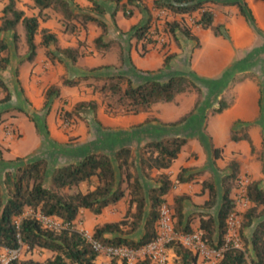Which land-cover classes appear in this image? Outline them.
<instances>
[{
  "label": "crops",
  "instance_id": "0c3cea01",
  "mask_svg": "<svg viewBox=\"0 0 264 264\" xmlns=\"http://www.w3.org/2000/svg\"><path fill=\"white\" fill-rule=\"evenodd\" d=\"M69 1L76 13L96 17L107 24V32L104 34L102 27L96 22L84 19L80 22L76 19L74 22L77 28L71 32L67 30L64 24L65 20H62L63 16L58 12V19L51 12L47 15L46 20L39 18V32L44 28L49 29L57 35L61 49H76L78 51L76 61L63 54L55 45L49 48L40 45L41 33L36 37L39 45L37 56L30 61L22 25L18 28L20 39L17 43L13 38V32L2 34L9 45V50L7 53H1L0 57L8 54L10 62L7 67H0V77L10 89L11 100L0 103V114L3 118V122L0 124V182H3L6 172H15L19 167L30 162L42 158L49 162V156L52 154L48 150L49 146L59 151L60 144L68 139L67 134L60 128L59 109L70 111L71 105H76L80 101L98 100L93 89L90 90L84 86V79L77 86H66L63 84L65 77L79 79L92 75L95 79L124 73L136 82L147 79L166 81L176 75L177 68L172 63L165 66V59L169 55H178L180 62L184 61V58H189L191 72L197 73L198 78H201L199 80L207 81L228 72H232L229 76L236 78L238 75L244 74V68L241 65L247 55L245 53L250 51L249 59H253L251 66L257 65L259 62L262 65L264 61V47L260 46L261 38L250 27L236 5L221 2H211L210 4L215 12V22L226 25L231 40L216 36L209 29L193 26V32L199 41L192 40L182 32H178L169 38V43L164 47L147 44L144 47L142 40L138 41L133 36V27L150 22L157 16V9L153 5L154 0H137L135 3H127L128 0H122L120 5L113 0H96L104 9L103 13H99L89 0ZM246 1L255 15L258 28L264 33V14L262 16L258 12V4L264 3V0ZM6 4L7 1L0 0V25ZM18 7L24 10L26 15H39V8L35 6L33 0H18ZM29 8L33 9L29 10ZM220 9L226 13H219ZM47 10L52 9H45L44 12L46 13ZM194 17L185 16V21L192 26ZM176 18L180 19L181 16ZM103 34V40L97 44L95 40ZM209 41H211L214 50V66L199 67L197 61L201 57L199 54L204 51ZM108 43H110L109 47L106 46ZM257 47L259 50L255 51ZM260 68L261 71L256 70L255 67L246 69L256 72L257 78L248 76L243 80L238 79L234 84L221 80L220 82H210L207 87L203 86L205 97L200 106L201 110H193L194 104L192 109L184 112L183 115L168 117L160 113L156 106L159 103H156L149 111L139 114L106 115L109 121L108 125L112 129L108 134L109 147L98 152H106L114 157L118 149L128 146L139 155L141 147L147 141L167 137L187 138V145L166 172L175 181L181 169L186 168L183 177L192 179L175 184L166 195V203L174 212L172 207L175 198L182 195L187 196L183 203V226L187 225L190 216L201 212L210 214L217 219L225 192L223 178L231 173L230 161L238 160L240 162L239 177L247 173L250 181L264 179L263 163L258 160V157L253 156L254 150L251 143L245 139L235 141L231 138L233 132L248 133L256 150L263 146L264 82L262 83L261 78L264 77V70L261 66ZM51 86L58 87L60 94L55 95L59 98L55 99L53 109L47 114L43 108L46 92ZM228 92L232 94L233 100L228 102L229 106L223 112L214 113L213 110L218 106V102L228 97ZM87 93L92 95L89 97ZM1 94L0 92V98L3 97ZM195 100L193 99L191 104ZM206 102H211V105L203 110ZM185 116H188L185 121L175 123ZM101 120H103L102 117ZM216 122L218 123L216 124ZM205 128L210 134L209 145L206 147L204 144L207 142L202 140L206 136L203 133ZM26 131L29 133L27 134ZM219 138L222 139L221 142ZM213 147L221 149L219 158L214 157ZM55 153L57 154V152ZM57 166L51 168L49 164V173ZM202 180L214 182L217 197L215 204L211 207L206 205L210 194L209 190L203 186ZM141 181L148 200L146 207V216H148L151 210L149 190L158 187L159 184L143 174H141ZM236 191L237 188L234 187L233 198H235ZM126 209L127 198L116 205L105 208L99 215L84 209L74 225L80 231L87 230L94 233L97 225L121 220ZM258 221L245 230L246 236L251 237ZM190 226L194 230H199V219H193ZM143 232L140 229L134 234V237L139 238ZM175 257L174 251L170 249L168 264H175ZM109 261L110 259L99 256L97 264ZM197 264H206V262L198 257Z\"/></svg>",
  "mask_w": 264,
  "mask_h": 264
},
{
  "label": "trees",
  "instance_id": "16d2710c",
  "mask_svg": "<svg viewBox=\"0 0 264 264\" xmlns=\"http://www.w3.org/2000/svg\"><path fill=\"white\" fill-rule=\"evenodd\" d=\"M2 1H7V4L3 9L0 25V54L9 50V45L2 34L13 32V38L17 43L20 39L18 28L22 25L30 61L37 56L39 45L36 37L39 33L42 36L40 45L47 48L55 45L63 54L76 61L78 57L76 49H61L57 35L49 29L44 28L39 32V18L44 15V10L49 8L63 16L62 20H65L67 30L71 32L77 28L74 22L76 19L94 21L102 27L104 34L107 32V24L103 20L76 13L69 0H33L35 6L39 8L38 16L26 15L25 11L18 7V0ZM89 1L99 13L104 12L96 0ZM113 1L120 5L122 0ZM136 1L128 0L127 3ZM211 2L236 5L240 13L251 23L254 22L255 29L262 33L256 26L255 15L246 0H154L153 5L156 9H166L173 15V19L166 22L169 38L182 32L186 37L199 41L193 32V26H199L211 30L216 36L231 40L226 25L215 22V12L210 5ZM177 16L181 18L178 19ZM185 16H195L192 26L185 21ZM151 23L152 21L134 26L133 36L141 41ZM104 34L95 40L97 44L103 40ZM143 44L145 47L146 43ZM106 46L109 47L110 43ZM172 57L174 55L166 57L165 66H169ZM9 62L8 54L0 57V67H7ZM248 76L250 75L243 74L239 80ZM95 79L101 83L89 85L94 93L99 94L101 102L96 99L78 102L75 106V114L79 117H83L84 113L96 114L101 105L109 115H130L147 112L156 103L171 102L184 92L196 91L199 97L203 95V90L186 75H174L166 81L147 79L136 82L124 73ZM81 81L82 78L65 77L63 84L77 86ZM0 92L4 93L0 103L11 100L10 89L1 77ZM54 94H60L56 86H52L46 92L45 109L48 100ZM200 102L199 98L195 110ZM220 105L213 110L214 113H221L229 106L224 101H221ZM72 116L73 112H65V117ZM187 118L188 116H185L175 123H182ZM2 122L3 118L0 114V124ZM231 138L235 141L248 140L254 150L253 141L248 133L233 132ZM187 143V138L167 137L147 141L141 147L139 155L131 147L124 146L116 151L114 157L106 152L89 151L81 159L58 165L51 173H49V162L44 158L21 166L15 172H6L3 182H0V248L17 249L23 246L27 252L41 249L51 253L44 260L21 257L9 264H97L98 253L93 250L83 233L75 227L74 222L84 209L99 215L105 208L116 205L125 198H127V209L124 217L119 221L97 225L94 229V237L106 244L133 248H139L153 241L157 237L160 207L166 202V195L175 184L192 179L183 177L186 168L181 169L175 181L166 172L178 159ZM213 155L219 158L221 149L213 147ZM229 167L231 173L223 178L225 192L218 218L201 212L190 216L187 225L183 226V203L187 196H177L172 208L175 228L178 231H194L190 222L198 218L199 231L205 242L215 247L223 243L228 217L236 206L232 191L239 179L241 164L238 160H232L229 162ZM141 174L159 184L158 187L149 190L151 210L148 216H146L148 200ZM202 184L209 190L210 197L206 205L211 207L217 197L214 182L202 180ZM247 189L252 205L244 213L241 224L243 248L228 250L219 264H264V189L261 180L250 181ZM39 216L56 217L66 224V227L59 230L46 227ZM257 220L259 221L251 237L246 236L245 230L253 226ZM140 229L144 231L143 234L135 238L134 234ZM170 249L176 256L175 264H197V254L184 245L173 243L169 246ZM103 264L125 263L112 259ZM140 264H149V261L144 260Z\"/></svg>",
  "mask_w": 264,
  "mask_h": 264
},
{
  "label": "built area",
  "instance_id": "2783aa9c",
  "mask_svg": "<svg viewBox=\"0 0 264 264\" xmlns=\"http://www.w3.org/2000/svg\"><path fill=\"white\" fill-rule=\"evenodd\" d=\"M172 19L173 15L168 10L157 9V16L152 20L142 42L159 47L167 45L169 37L166 31V22ZM61 115L63 126H71L72 120L65 117L64 112ZM237 183L234 198L236 206L228 217L224 241L220 246L215 247L207 244L199 230L191 232L178 231L175 228L173 211L166 202L160 207L157 237L139 248L106 244L96 239L94 234L87 230L81 232L99 256H104L110 260L117 259L125 264H140L144 260H148L149 264H168L169 246L173 243H180L191 249L206 264H219L228 250L243 248L241 224L244 213L252 205L247 189L250 180L247 176H241ZM39 218L46 227L58 230L66 227V224L56 217L39 216ZM23 249V246L17 249L0 248V264H9L11 261L21 258Z\"/></svg>",
  "mask_w": 264,
  "mask_h": 264
},
{
  "label": "rangeland",
  "instance_id": "374dc122",
  "mask_svg": "<svg viewBox=\"0 0 264 264\" xmlns=\"http://www.w3.org/2000/svg\"><path fill=\"white\" fill-rule=\"evenodd\" d=\"M233 5V4H231ZM33 8H29V10H31ZM52 13L56 19H58V13L54 10H47L46 13L44 12V15L41 16V18L43 20L45 17H47V15L49 13ZM219 13L223 14L226 13L225 11H223V9H220L218 11ZM240 12V11H239ZM258 12L259 14L263 16L264 14V3L258 4ZM127 14V13H126ZM129 15V14H128ZM242 15V14H241ZM247 23L250 25V27L255 30V32H257L262 40V44L260 46L264 47V33H260L257 29H255L254 27V22L251 23L246 17H245ZM79 20V19H78ZM81 20V19H80ZM79 20V21H80ZM81 22V21H80ZM256 26L257 22H256ZM211 41H209L208 44H206V47L204 49V51L202 53H200L199 55L201 57H199L198 61V66L200 67H211L214 66V61L213 58V54H214V50L213 47L211 46ZM164 47V46H163ZM262 48V47H261ZM259 50V48L257 47V49L255 48V51ZM251 52V51H250ZM249 52V53H250ZM249 53H245L247 55H245V59H243L244 63L241 65V67L244 68V74H249L250 77H254L257 78V74L256 72L253 71H249L246 69H249L251 67H255L256 70L261 71L260 66L262 67V69L264 70V61L261 63H257V65L251 66V62L253 61V59H249ZM172 65L174 64L175 67L177 68L176 70V75H186L189 78H191L201 89L203 88V86L207 87L210 82H220L222 80L223 81H227V83L232 82V84H234L235 81H237L242 75H235L236 77L233 76H229L232 74L231 73H224L223 75L214 78L213 80H199L201 78H198L197 73L195 72H191V64L189 62V58H184V61L180 62V59L178 57V55H174V57H172L171 60ZM239 67V66H237ZM240 68H239V73H240ZM246 71V72H245ZM235 73V71H234ZM94 76L89 75V76H85L82 79H84L83 84L85 87L89 88L90 90L92 89L91 85L89 84H95V83H101V81L99 82L98 80H95L93 78ZM262 83L264 82V77L261 78ZM264 84V83H263ZM52 87V86H51ZM50 87V88H51ZM203 90V95L201 97H199V93L196 91H188V92H184L182 94H180L175 101L173 102H168V103H159L158 105H156L160 111V113L163 115H167L168 117H177V115H180L186 111H190V109L195 108L196 104L199 100V98L201 99V102L199 103L198 107L196 108L197 110H201V104L203 103V99L205 97V90ZM2 93V92H1ZM4 96V93L1 94V96ZM87 95L90 97L92 94L91 93H87ZM94 95L97 96L98 101L101 102L100 96L98 93H94ZM228 97L225 99H222L221 101H224L226 103L230 102L233 100V96L230 92H228ZM59 98V96L55 97V94L52 95L50 97V99L48 100V105H47V109L43 108L44 112H47V114L53 109L54 107V103H55V99ZM197 98V100H195ZM193 99L195 100V102L193 104H191V102H193ZM221 101L218 102V106L220 107L221 105ZM61 103L63 101H60ZM179 102V103H178ZM211 102H206L204 104V108H202L203 110H205L207 107H210ZM75 106L76 105H71L70 107V111L66 110V109H59V124H60V128L67 134L68 139L67 141L63 142L60 144L59 146V151H56V149H52L49 146L50 153H52L49 156V164L50 167L52 168L53 166L56 165H60L62 163H66V162H71L74 160H78L81 159L85 156V154L89 151H103L104 149H106L107 147H109V140H108V134L110 132L111 127L108 125L109 121L107 116H110L108 113H106L105 108L103 105H101L100 109L98 110V112L96 114L93 113H89L83 114V117H79L77 114H75ZM216 107V108H217ZM64 108V107H61ZM195 110V109H193ZM73 112V116L70 118L72 120V125L69 127H65L63 126V119H62V113L64 112ZM211 112V110H209ZM209 112V114H210ZM264 112V109H263ZM216 113V112H215ZM264 114V113H263ZM101 117L103 118V120H101ZM218 122H216L217 124ZM36 126V125H35ZM206 127V126H205ZM26 133L28 134L29 132L26 131ZM206 134L205 138H202V140L206 141L207 144H204L205 147L206 145H209V137L210 134L208 132V130L205 128L204 132ZM218 134V133H217ZM30 135V134H29ZM219 141L221 142L222 139L219 138ZM57 152V154L55 153ZM253 156H255L256 158L258 157V160L263 163V168H262V172L264 174V143L261 149L256 150L254 148L253 151ZM243 176H247V173H244ZM3 185V183H2ZM238 183L236 182L234 187L237 188ZM261 185L264 189V179L261 180ZM3 190L5 192V187L3 185ZM51 255V253L49 251L46 250H41V249H36L33 252H27L25 249H23V255L22 258H29L32 257L36 260H44L47 257H49Z\"/></svg>",
  "mask_w": 264,
  "mask_h": 264
}]
</instances>
